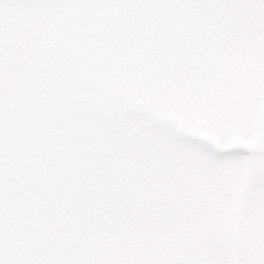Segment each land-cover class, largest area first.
<instances>
[{"label":"snow or ice","instance_id":"6c2138e0","mask_svg":"<svg viewBox=\"0 0 264 264\" xmlns=\"http://www.w3.org/2000/svg\"><path fill=\"white\" fill-rule=\"evenodd\" d=\"M0 264H264V0H0Z\"/></svg>","mask_w":264,"mask_h":264}]
</instances>
